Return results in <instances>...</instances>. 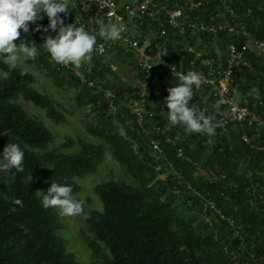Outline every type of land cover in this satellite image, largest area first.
<instances>
[{
	"label": "trees",
	"instance_id": "1",
	"mask_svg": "<svg viewBox=\"0 0 264 264\" xmlns=\"http://www.w3.org/2000/svg\"><path fill=\"white\" fill-rule=\"evenodd\" d=\"M116 1L138 5L143 0ZM153 1L161 11L163 8L174 9L183 2ZM195 1L199 5L194 11H189V15L186 10L188 18L218 24L216 15L224 12V0ZM69 3L65 24L79 26L81 6L77 0H69ZM228 4L234 10L235 18L245 22L252 39L264 42V0H230ZM61 17L64 18V14ZM133 21L138 25V34H133L139 43L142 45L148 41L150 52L158 54V42L161 40L152 37V33L159 31L158 22L145 17ZM48 23L45 16L36 24H30L29 33H21L20 37L35 41L41 51L35 61L37 68L44 69L59 87L77 89L80 106L110 109L109 100L97 88L98 83L94 82L93 87H89L76 77L71 68L54 63L43 43L46 35L54 37L55 33L34 31L37 26L46 28ZM173 38L177 42H169V61L173 64L178 62L184 74L208 71L209 68L203 64L206 59H213V66H216L227 57L229 46L239 48L247 42L242 35L227 32L198 33L192 38L185 33L184 36L176 34ZM105 42L104 38L97 36V44ZM182 44L193 47L195 53L186 52ZM108 51L128 59L138 71V76L144 79L132 53L115 47ZM101 58L94 50L91 62L99 79L107 72ZM247 61L249 66H241L237 70L238 94H242V105L264 118V59L249 54ZM100 67L102 70L98 71ZM0 71H8L3 62H0ZM165 76L170 78L164 71L158 87L149 89L142 121L129 108L141 100L137 89L121 86L115 88V95L110 100L115 108L114 115L100 117L97 125L89 129L90 134L114 148L118 159L127 165L133 176L147 175L152 181L158 173L169 172L164 181L156 180L153 185L159 197L169 195L158 206L148 204L135 188L124 182L101 183L94 188L102 211L92 210L86 214L84 208V214L78 216L85 220L95 237L89 243L92 264H264V130L219 126L216 135L209 137L206 134H189L181 126H168V109L164 101L169 94L168 89L176 86L179 79H172L170 85ZM34 84L32 75L17 68L0 81V154L8 143L20 145L25 153L22 172L15 175L0 173V264H79L60 235L63 226L57 211L53 207L45 208L42 199L26 180L33 178L48 183L50 187L53 182L68 184L76 195L81 191L77 181L97 172L104 161V150L80 140V151L76 155L55 151L38 153L51 142L52 136L41 122L31 118L14 101L22 98L45 110L48 118L56 124L65 122V118L53 100L40 94ZM253 89L257 91L253 92ZM157 90L162 92L161 97L157 96ZM191 104L206 115H213L220 125L215 101L207 92L194 89L189 106ZM3 131L8 135L2 134ZM245 134L250 140L248 145L243 141ZM188 138L196 141L193 148ZM151 141L159 145L162 154L157 152L153 156ZM72 145L73 141H69L64 147ZM213 158L224 170L220 182L196 179L194 176L199 165L212 166ZM158 167L160 169L156 171ZM230 184L236 187L231 188ZM180 198L189 209L205 206L206 215L211 217L210 225L205 226L209 241L202 248L206 263L196 255L192 241L173 230V223L188 227L180 216L175 215L179 208L174 200ZM15 199H20L23 206L14 204ZM248 199L255 203L256 210L239 217L235 206L243 204V207H248ZM207 202L215 204L219 214L211 211L206 206Z\"/></svg>",
	"mask_w": 264,
	"mask_h": 264
},
{
	"label": "rangeland",
	"instance_id": "2",
	"mask_svg": "<svg viewBox=\"0 0 264 264\" xmlns=\"http://www.w3.org/2000/svg\"><path fill=\"white\" fill-rule=\"evenodd\" d=\"M119 5L120 8H122L123 3L121 2ZM81 12L87 17H96V10L91 4L85 6V8L82 7ZM189 13L190 12L187 11V15H189ZM133 20L128 19L126 26L129 32L135 33L136 35V33L138 34V25L137 23H133ZM172 42L175 43L177 41L173 38ZM100 46L102 50L99 49V44L95 46L94 50L96 54L102 57L101 64L104 65V68L107 71L102 79L98 78L97 73L94 71V64L91 61L84 62L80 67L74 66V71L82 80L84 79L86 81L88 80L93 83H98V88L104 93L105 99L110 102V109L106 110L101 106H80L77 101V89L68 88L66 86L59 87L46 75L44 69L37 68L35 61L41 55L40 50H38V55L34 60H29L26 63L18 65L17 69H23L32 75L35 81V89L40 94L53 100L58 111L64 116L65 122L59 124L54 123L48 118L45 110L35 107L33 104L24 101L22 98H19L14 102L15 104L20 105L31 118L41 122L52 136L51 142L43 150H38V153L55 151L71 156L76 155L80 151L78 145V141L80 140L103 148L104 161L98 167L97 172L77 181L78 185L81 187V191L74 195V198L84 201L86 214L92 210L102 211V204L99 198L95 195L94 188L98 184L108 182H124L135 188L138 193L145 198L148 204L158 206L160 203H164L169 195H162L159 197L155 193L153 185L156 180L161 182L164 181L169 175V172H164L163 174L158 173L157 177L152 181L149 180L147 175L137 178L130 173L127 165L118 159L114 148L109 143L102 139H98L89 133V129L97 125L100 117L114 115L115 108L110 100L113 98V95H115V88L121 86L132 87L135 84L133 79V70H135L133 67L135 66L131 64L128 59L126 60L119 57L114 51H108L109 48L107 44L103 43ZM6 55L7 54H5V56ZM101 68L102 67H100L98 71L102 70ZM2 73L3 72L0 71V81L4 79ZM165 80L167 84L172 85L173 81L171 78L165 76ZM241 96V93L238 94L239 99ZM131 106L134 108H141L139 105L134 106L132 104ZM166 121L168 126L173 127L169 125L168 116L166 117ZM69 141H73V145L71 147H64ZM188 143L191 148L196 145L195 140L189 139ZM211 161L213 163L212 166L208 167L206 165H199L194 176L196 179L203 178L210 182H220L224 175V170L217 165L214 158ZM158 170L159 169L157 168L156 171ZM26 183L42 200L43 195L46 194L50 188L48 183L39 182L33 178H28ZM230 187L235 188L236 185L230 184ZM155 188H157V186ZM182 198L174 200V203H176L179 208L175 215L180 216L188 227H184L179 223H173V230L179 235H184L191 240L196 255L199 257L200 261L206 263L205 253L202 251V248L205 247L209 241V237L207 236L208 231L205 226L206 224L210 225L211 217L206 215L205 206L189 209L183 204L184 200ZM246 203L248 207H243V204L235 206V211L239 217L256 210V205L252 200L248 199ZM54 209L60 217L63 226L60 235L66 240L68 251L75 255L79 264H92L93 259L89 243L92 240H95V237L89 231V227L85 223V220L78 216L65 217L61 215L57 208ZM104 251L107 253L105 249Z\"/></svg>",
	"mask_w": 264,
	"mask_h": 264
},
{
	"label": "built area",
	"instance_id": "3",
	"mask_svg": "<svg viewBox=\"0 0 264 264\" xmlns=\"http://www.w3.org/2000/svg\"><path fill=\"white\" fill-rule=\"evenodd\" d=\"M182 4L174 9H161L153 0H143L138 5H125L120 8L116 0H77L81 8L87 5H93L96 10V17H87L81 14L78 19L79 26H83L86 30L94 35H99L98 20H103L105 23L117 22V17L122 18V22L126 25L127 20H141L143 17L158 22L159 31L152 33V37L159 38L158 42L160 51L158 54L150 52V43L145 41L142 45L139 43L135 35L128 30L122 34V38L118 41H109L105 39L108 48L115 47L122 49L125 52L132 53L137 61L138 68L144 74V79L138 76V71L133 70V79L135 81L134 88L137 89V94L140 101L134 102V108L129 105L133 114L136 115L139 121H142L144 112V102L148 96L149 89L157 88L162 79V73L166 71L171 79H179L180 74H184L178 62L171 63L169 61V42H172L173 37L179 34L184 36L189 33L192 38L198 33L211 34L227 32L231 34L242 35L247 39V42L239 48L229 46L227 49V57L218 65L213 66V59H206L203 64L209 68L208 71H199L202 75L203 83L198 89L202 92H207L215 101V109L220 119V127L227 128L230 125L239 126L240 128H248L252 130H264V118L255 114L247 106L242 105L241 97H238L237 70L241 67L249 66L247 56L252 54L256 57L264 59V42L252 39L251 34L246 30V24L242 20L235 18V12L228 4L230 0L222 1L224 12L218 13L216 19L218 24L213 25L204 22L193 21L186 15V10L192 12L199 4L195 0H182ZM124 9V10H122ZM173 33H170L172 32ZM171 37V39H170ZM99 44V49H101ZM186 52L195 53L193 47L188 44H182ZM102 50V49H101ZM198 54H196L197 56ZM198 57V56H197ZM54 63L57 64L55 61ZM64 66V65H61ZM71 68L74 67L64 66ZM194 68V67H193ZM82 83L93 87V82L82 80L74 71ZM98 88V87H97ZM100 89V88H98ZM157 96L161 97L162 92L157 90ZM243 141L250 144L249 137L243 135ZM170 142V141H169ZM152 154L161 153L159 145L155 141H151ZM172 167V166H171ZM158 169H160L158 167ZM264 205V200H262ZM207 207L216 214H219L215 204L207 202Z\"/></svg>",
	"mask_w": 264,
	"mask_h": 264
},
{
	"label": "clouds",
	"instance_id": "4",
	"mask_svg": "<svg viewBox=\"0 0 264 264\" xmlns=\"http://www.w3.org/2000/svg\"><path fill=\"white\" fill-rule=\"evenodd\" d=\"M69 8V0H0V62L8 66V71L2 73L3 78H8L18 65L37 57L35 41L29 42L20 37L21 33H29L30 24H36L45 16L49 21L47 27L37 26L34 31L55 33L54 37L45 36L43 46L57 64L80 67L84 62L91 61L97 36L83 26L66 25ZM61 14H64V18ZM97 24L100 37L109 41L120 40L127 30L120 17L114 23L98 20ZM17 40L19 43H15ZM178 78L179 83L168 89L169 94L164 101L168 109L169 125L181 126L189 134L215 136L220 126L215 117L206 115L193 104L189 106L194 97V89H199L203 83L202 75L188 71ZM252 91L256 92L257 89ZM2 134L8 135L7 131ZM24 155L20 145L8 143L0 154V173L15 175L22 172ZM13 203L23 206L20 199H15ZM42 204L45 208H57L65 217L84 214V201L74 198L73 188L68 184L53 182L43 195Z\"/></svg>",
	"mask_w": 264,
	"mask_h": 264
}]
</instances>
